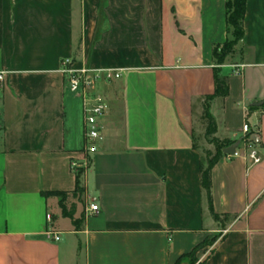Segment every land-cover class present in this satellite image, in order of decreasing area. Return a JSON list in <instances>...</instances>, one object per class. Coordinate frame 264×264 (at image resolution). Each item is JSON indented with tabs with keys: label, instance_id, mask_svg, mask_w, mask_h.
<instances>
[{
	"label": "crops",
	"instance_id": "1",
	"mask_svg": "<svg viewBox=\"0 0 264 264\" xmlns=\"http://www.w3.org/2000/svg\"><path fill=\"white\" fill-rule=\"evenodd\" d=\"M227 1L0 0V264H176L213 237L197 264H264V0H247L244 38L218 64ZM66 59L122 72L100 87L95 154ZM207 112L224 150L243 139L213 166L210 198Z\"/></svg>",
	"mask_w": 264,
	"mask_h": 264
},
{
	"label": "built area",
	"instance_id": "2",
	"mask_svg": "<svg viewBox=\"0 0 264 264\" xmlns=\"http://www.w3.org/2000/svg\"><path fill=\"white\" fill-rule=\"evenodd\" d=\"M61 73L65 77L66 88L70 94L77 98L82 105L84 116V137H85V152L88 155L95 154L100 143L103 141V120L109 109L107 97L100 92L102 84H109L121 79L122 72L118 70H94L88 68H75L74 63L70 59L63 61ZM239 74V71H235ZM5 72H0V86L5 82ZM244 132H249V126H244ZM245 146L250 150L249 160L253 165L261 163V158L253 149L252 143L244 140ZM237 151L233 157H237ZM87 164L80 166L73 163L74 169H83ZM91 214L99 212L98 205H91L88 209ZM47 220L51 221V216H47ZM47 236L50 240L59 242L60 236L54 232H48Z\"/></svg>",
	"mask_w": 264,
	"mask_h": 264
},
{
	"label": "trees",
	"instance_id": "3",
	"mask_svg": "<svg viewBox=\"0 0 264 264\" xmlns=\"http://www.w3.org/2000/svg\"><path fill=\"white\" fill-rule=\"evenodd\" d=\"M247 0H228L227 1V24L232 32L231 40H228L224 45L219 46L214 51V57L218 64H224L226 58L233 53L236 45L244 38L243 22L246 13ZM228 96V87L225 81L216 78V92L212 98H226ZM209 122L208 130L215 132V123L210 114H206ZM224 147H217V153L214 157L208 160V167L203 170V186L207 190L210 198V172L217 161L223 156ZM82 172L77 174L76 192L83 193ZM48 195V193H44ZM59 196H65L62 193H57ZM215 218H218L215 216ZM218 237L213 238L211 242L205 241L203 244L196 247L190 254L183 256L176 264H197V253L207 247L209 243L212 245L217 241Z\"/></svg>",
	"mask_w": 264,
	"mask_h": 264
},
{
	"label": "rangeland",
	"instance_id": "4",
	"mask_svg": "<svg viewBox=\"0 0 264 264\" xmlns=\"http://www.w3.org/2000/svg\"><path fill=\"white\" fill-rule=\"evenodd\" d=\"M207 125H208V121H207ZM209 127V126H208ZM198 140V139H197ZM197 145H199L201 147V149L206 152L209 153V156L214 157V155H216V151H217V147L221 146V143L219 142V140L215 137V132L213 131H209L207 128V133L205 134L204 137H201V139H199L197 141ZM209 148L211 150H209ZM67 198L68 196H61L60 198V202L63 205V207L65 206V204L67 203ZM214 238V237H213ZM213 238H209L207 239V242H211L213 240ZM212 244L209 243L207 245V247H211Z\"/></svg>",
	"mask_w": 264,
	"mask_h": 264
},
{
	"label": "water",
	"instance_id": "5",
	"mask_svg": "<svg viewBox=\"0 0 264 264\" xmlns=\"http://www.w3.org/2000/svg\"><path fill=\"white\" fill-rule=\"evenodd\" d=\"M262 105H263V103H254L252 106H254V107H261ZM242 141H243V139L240 140V141H238L234 145H231L228 148H226L224 150V154L229 155V156H234L236 154L238 148L240 147Z\"/></svg>",
	"mask_w": 264,
	"mask_h": 264
}]
</instances>
